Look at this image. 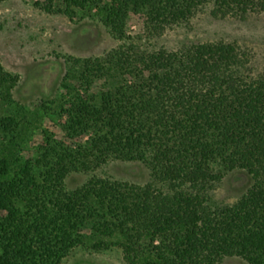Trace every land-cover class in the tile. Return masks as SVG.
Wrapping results in <instances>:
<instances>
[{
    "label": "trees",
    "instance_id": "obj_1",
    "mask_svg": "<svg viewBox=\"0 0 264 264\" xmlns=\"http://www.w3.org/2000/svg\"><path fill=\"white\" fill-rule=\"evenodd\" d=\"M1 1V0H0ZM73 20L93 13L121 45L73 59L62 93L44 101L35 122L78 119L96 133L67 145L29 134L0 115V264H62L88 224L95 249L119 248L125 264H264V68L238 41L196 40L171 49L143 45L193 28L201 11L216 20L264 13V0H44ZM144 14V35L129 23ZM69 62V61H68ZM54 69H56L54 67ZM77 69V70H76ZM90 75L100 88L74 80ZM19 76L0 62V99L13 104ZM26 124L33 123L29 120ZM149 173L145 183L109 176L116 162ZM101 171V173H100ZM71 173L84 174L78 187ZM250 184L232 203L216 194L229 176Z\"/></svg>",
    "mask_w": 264,
    "mask_h": 264
},
{
    "label": "rangeland",
    "instance_id": "obj_2",
    "mask_svg": "<svg viewBox=\"0 0 264 264\" xmlns=\"http://www.w3.org/2000/svg\"><path fill=\"white\" fill-rule=\"evenodd\" d=\"M44 0H1L0 1V62L12 73L19 76V82L12 91L13 104L4 105L0 99V115L13 114L24 122L29 134L37 128L36 135L26 150L33 149V143L41 141L42 132L61 140L67 145L78 146L96 133L78 119L47 118L41 124L35 122L36 114L42 102L57 99L62 93L63 78L69 73L73 59L92 58L111 54L121 45V41L113 38L102 22L93 13L78 11L71 20L63 14L48 13L36 3ZM107 1V0H105ZM144 14L133 17L129 23V33L143 36ZM224 39L238 41L250 48L255 54L260 68H264V13L254 15L245 21L236 19L216 20L207 11H201L193 22V28L173 30L162 38L154 37L143 40V45L165 43L171 49L196 40ZM68 57H73L69 59ZM69 61V62H68ZM54 67L56 69H54ZM77 70V69H76ZM74 80L77 87L96 91L100 83L90 75ZM31 121L33 125L26 124ZM3 137H0V142ZM101 173V171H100ZM109 176L129 179L145 183L149 173L143 166L135 163L116 162L106 168ZM87 179L84 174L71 173L67 176V185L75 188ZM244 174L229 176L219 188L218 199L232 203L249 184ZM89 237L79 238L78 246L65 258L62 264H125L119 248L95 249L90 224L85 229ZM222 264H246L238 258L226 259Z\"/></svg>",
    "mask_w": 264,
    "mask_h": 264
}]
</instances>
